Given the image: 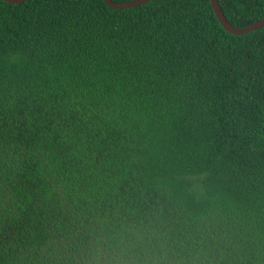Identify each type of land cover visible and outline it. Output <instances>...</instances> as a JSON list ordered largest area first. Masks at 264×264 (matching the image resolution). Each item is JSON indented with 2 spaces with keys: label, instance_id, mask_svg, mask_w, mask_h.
Returning a JSON list of instances; mask_svg holds the SVG:
<instances>
[{
  "label": "trees",
  "instance_id": "16d2710c",
  "mask_svg": "<svg viewBox=\"0 0 264 264\" xmlns=\"http://www.w3.org/2000/svg\"><path fill=\"white\" fill-rule=\"evenodd\" d=\"M0 264H264V26L0 0Z\"/></svg>",
  "mask_w": 264,
  "mask_h": 264
},
{
  "label": "water",
  "instance_id": "95a60500",
  "mask_svg": "<svg viewBox=\"0 0 264 264\" xmlns=\"http://www.w3.org/2000/svg\"><path fill=\"white\" fill-rule=\"evenodd\" d=\"M3 1L11 3V4H19V3L24 2L25 0H3ZM148 1L150 0H127L123 2H114L113 0H103V2L108 7L115 8V9L134 7V6L145 4ZM209 3L220 25L223 27L225 31L231 34L242 35V34H246L250 31L259 29L264 26V17L246 26H242V27L235 26L232 23H230L228 19L226 18L225 14L223 13L221 9V6L218 0H209Z\"/></svg>",
  "mask_w": 264,
  "mask_h": 264
}]
</instances>
